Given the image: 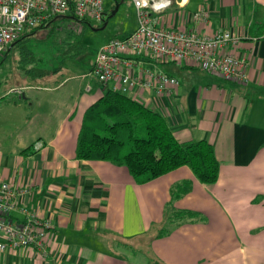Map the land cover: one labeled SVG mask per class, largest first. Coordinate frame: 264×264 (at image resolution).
I'll return each instance as SVG.
<instances>
[{
	"label": "crops",
	"instance_id": "crops-1",
	"mask_svg": "<svg viewBox=\"0 0 264 264\" xmlns=\"http://www.w3.org/2000/svg\"><path fill=\"white\" fill-rule=\"evenodd\" d=\"M170 1L152 12L156 26L240 37L230 50L248 60L249 83L189 62L141 57L140 67L181 86L161 98H131L164 115L181 143H211L217 182L204 185L182 167L139 184L126 167L77 159L84 115L106 91L86 77L93 66L64 81L54 75L27 82L23 95L0 106V183L27 191L19 204L51 221L49 255L10 250L0 252V264H264V0ZM202 8L210 13L205 26L193 20ZM133 9L125 36L138 27ZM185 182L190 191L173 197ZM182 211L200 217L173 221Z\"/></svg>",
	"mask_w": 264,
	"mask_h": 264
},
{
	"label": "built area",
	"instance_id": "built-area-1",
	"mask_svg": "<svg viewBox=\"0 0 264 264\" xmlns=\"http://www.w3.org/2000/svg\"><path fill=\"white\" fill-rule=\"evenodd\" d=\"M106 1L0 0V54L19 40L25 30L43 26L70 12L81 21L103 22ZM129 1L135 8L138 27L128 36L113 39L101 47L86 77L95 78L106 90L129 97L135 92H149L161 98L181 86L174 76L137 64L138 58L148 57L164 64L189 62L227 80L249 83L248 60L230 50L240 43V37L231 32L203 36L198 29L185 32L158 27L151 14L169 7L170 0ZM193 20L205 26L210 21V13L202 8L193 14ZM41 148V143L36 144V150ZM26 193L10 183H0V252L34 249L47 257L52 223L19 204L18 197ZM15 215L22 219H15Z\"/></svg>",
	"mask_w": 264,
	"mask_h": 264
},
{
	"label": "trees",
	"instance_id": "trees-1",
	"mask_svg": "<svg viewBox=\"0 0 264 264\" xmlns=\"http://www.w3.org/2000/svg\"><path fill=\"white\" fill-rule=\"evenodd\" d=\"M60 19L72 21L66 42L68 48L64 53L79 58L85 53L82 41L79 40L83 32H77L75 26L80 25L82 29L85 25H91V22L77 19L73 12L54 18L43 26L25 30L7 51H12L26 38ZM77 159L105 161L117 167H126L139 184L149 183L179 168L188 167L200 183L210 186L217 182L220 170L211 143L205 140L181 143L164 115L109 89L84 115L78 138ZM191 186L190 182L178 185L172 192L173 197L188 193ZM199 217L197 213L182 211L173 214L171 218L180 221Z\"/></svg>",
	"mask_w": 264,
	"mask_h": 264
},
{
	"label": "rangeland",
	"instance_id": "rangeland-1",
	"mask_svg": "<svg viewBox=\"0 0 264 264\" xmlns=\"http://www.w3.org/2000/svg\"><path fill=\"white\" fill-rule=\"evenodd\" d=\"M104 7L106 16L103 22L91 21V25H85L82 29L80 25L75 26L77 32H83L79 40L85 53L79 58L64 53L68 48L66 42L72 25L69 19H60L26 38L12 51L1 53L0 106L23 95L24 89L20 87L27 82H39L42 79L40 77L54 75H59V79L64 81L75 73L87 72L95 63L101 47L113 39L124 38L135 24L133 6L129 0H121L120 10L116 12V2L107 0ZM95 27L100 29L95 31ZM92 82L97 83V80L92 78ZM17 91L21 94H16Z\"/></svg>",
	"mask_w": 264,
	"mask_h": 264
},
{
	"label": "water",
	"instance_id": "water-1",
	"mask_svg": "<svg viewBox=\"0 0 264 264\" xmlns=\"http://www.w3.org/2000/svg\"><path fill=\"white\" fill-rule=\"evenodd\" d=\"M114 1L116 2V6H117V7H116V12H117V11H119V8H120V2H119V0H114ZM114 14H115V12H114ZM114 14H113V15H114ZM104 27H105V26H104ZM104 27H103L102 29H104ZM94 30H95V31H98L99 29H94Z\"/></svg>",
	"mask_w": 264,
	"mask_h": 264
}]
</instances>
